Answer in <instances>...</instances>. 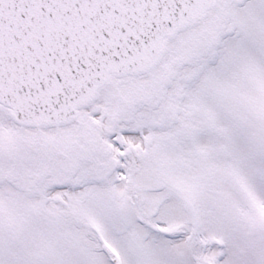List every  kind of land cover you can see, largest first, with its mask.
Segmentation results:
<instances>
[{
	"label": "snow or ice",
	"instance_id": "snow-or-ice-1",
	"mask_svg": "<svg viewBox=\"0 0 264 264\" xmlns=\"http://www.w3.org/2000/svg\"><path fill=\"white\" fill-rule=\"evenodd\" d=\"M0 264H264V0H0Z\"/></svg>",
	"mask_w": 264,
	"mask_h": 264
}]
</instances>
